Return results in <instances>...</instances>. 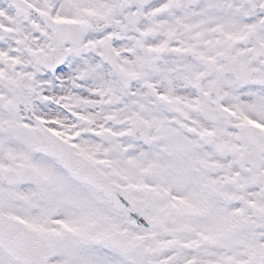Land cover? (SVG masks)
Returning <instances> with one entry per match:
<instances>
[{
	"label": "snow or ice",
	"instance_id": "snow-or-ice-1",
	"mask_svg": "<svg viewBox=\"0 0 264 264\" xmlns=\"http://www.w3.org/2000/svg\"><path fill=\"white\" fill-rule=\"evenodd\" d=\"M0 264H264V0H0Z\"/></svg>",
	"mask_w": 264,
	"mask_h": 264
}]
</instances>
